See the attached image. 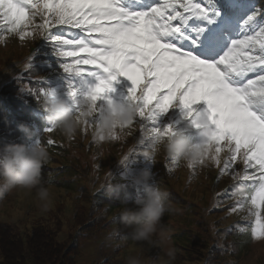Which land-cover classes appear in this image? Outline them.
Masks as SVG:
<instances>
[{"label":"snow or ice","instance_id":"snow-or-ice-1","mask_svg":"<svg viewBox=\"0 0 264 264\" xmlns=\"http://www.w3.org/2000/svg\"><path fill=\"white\" fill-rule=\"evenodd\" d=\"M37 15L36 27L68 77L70 99L85 97L102 114L98 102L111 104L123 77L131 83L126 101L136 105L141 130L149 126V142L173 132L162 124L173 109L184 119L206 115L208 159L236 182L231 211L247 210L252 239L264 240V9L254 0H0L4 31L21 41L35 35L27 29ZM201 103L204 112L195 108Z\"/></svg>","mask_w":264,"mask_h":264},{"label":"trees","instance_id":"trees-1","mask_svg":"<svg viewBox=\"0 0 264 264\" xmlns=\"http://www.w3.org/2000/svg\"><path fill=\"white\" fill-rule=\"evenodd\" d=\"M257 1V6L264 9V0ZM218 3L223 4L224 0H218ZM261 19L264 20V16ZM0 24L1 36L5 25ZM43 47L30 57L35 64L28 73L4 85L0 92V147L22 142L21 124L37 129L50 154L49 162L42 168L41 183L67 190L74 196L75 203L71 209L57 203L47 205L43 207V213L34 214L27 221L26 217L9 221L0 216V264H117L119 254L113 253L114 248L124 249L130 247V243H136L132 229L122 223L119 210L125 206L134 208L138 192L128 186L121 192L109 194V186L122 184L129 176L143 170H149L152 182L168 193L169 210L162 217L160 227L170 231L176 249L175 260L170 264H233L234 260L238 261L241 258L239 251L251 235L252 224L233 223L241 214V211H231L235 203L231 197L238 190L234 187L226 193L219 189V168L210 159L191 169L183 162L173 163L161 154L152 163L144 160L143 153L148 148L151 133L147 125L142 131L138 121L136 131L128 128L133 133L124 136L128 129L122 133L118 130L117 139L99 143L92 137L94 126L85 124L71 140L55 129L43 131L48 125L42 108L45 96L40 94L41 90L51 88L68 99L67 91H62V82L51 78L59 69H47L43 65L49 63L47 58L52 54ZM26 59L24 53L19 57V60ZM12 60L7 58L6 66L19 61ZM126 96L127 89L123 88L118 94L112 93L111 99L125 103ZM98 103L106 106L105 101ZM204 110L207 105L202 103L197 111ZM188 123L190 119H184L178 109L173 111L170 123L162 121L163 125H172L173 130ZM189 138L193 143L204 141L197 129L191 130ZM223 155L221 153V167ZM173 168H176L174 172ZM212 171L219 173L214 186L211 181L200 178ZM12 192L0 196V212L7 195ZM90 246L93 253L87 256ZM152 250L155 253L149 252L146 262L139 256L136 259L142 264L149 260L160 264L158 246H153Z\"/></svg>","mask_w":264,"mask_h":264},{"label":"clouds","instance_id":"clouds-1","mask_svg":"<svg viewBox=\"0 0 264 264\" xmlns=\"http://www.w3.org/2000/svg\"><path fill=\"white\" fill-rule=\"evenodd\" d=\"M42 108L45 123L58 130L68 140L75 136L86 121L98 119V124L92 129V137L98 143L108 141L113 139L118 130L122 133L130 128L137 118L134 103L112 102L104 107L102 114H98L95 105L87 98L64 99L56 90L44 97ZM207 123L206 115L196 114L185 127L173 130L167 136H151L148 148L143 153L144 160L152 163L163 152L168 158L186 165L193 167L200 165L208 159V150L204 146V141L193 143L189 135L192 129H197L200 135L206 138ZM19 131L22 134L21 143L0 147V196L12 190L36 189L37 199L43 207H47L50 192L48 188L40 185L42 168L50 159L48 147L40 139L37 129L21 124ZM152 179V173L143 170L139 174L129 176L122 184L109 186V194L121 192L128 186L137 189L136 206L121 208L120 219L132 229V238L135 242H146L149 245L162 247L168 261H163L161 257L160 264H170L175 260L176 249L171 246L170 231L160 227L161 219L169 210L170 202L167 191L153 183ZM128 264H142V262L130 258ZM147 264L153 262L149 260Z\"/></svg>","mask_w":264,"mask_h":264},{"label":"rangeland","instance_id":"rangeland-1","mask_svg":"<svg viewBox=\"0 0 264 264\" xmlns=\"http://www.w3.org/2000/svg\"><path fill=\"white\" fill-rule=\"evenodd\" d=\"M254 2L257 5L258 1L254 0ZM259 7L261 8V6ZM40 23H42L41 17L39 15L35 16L32 19L27 29V31L30 32L35 29V35L26 36V38L23 41L19 39V35L17 33H7L4 31V29L2 30L3 34L1 36L3 37V39H0V92L2 91L4 85L14 80H19L22 75L24 76L28 73L29 70L26 68V65L29 64V62L31 63V67L35 64V60H31L32 58L30 57L35 55L42 48V46H44L43 47L44 51H50V53H52L47 58V60H49V63H45L43 65H46L47 69H51V68L59 69L55 71V73L52 75L51 78L53 77L54 79L57 78L59 83L62 82L63 84L62 88L64 89L62 91L63 92L67 91L68 77L63 73L60 67L61 61L60 58L55 54L56 52L55 48L52 46V44L49 41H46L40 35V30L36 27ZM5 27L6 25L4 26V28ZM75 30L77 32L79 31L78 29ZM52 31H57V29H52ZM38 41L40 43L37 45L36 43ZM23 53L25 55V58L27 59L19 60V57ZM7 58L14 59L12 61L15 60H19V61L9 63L6 66L5 61ZM69 62H71V58H69ZM2 65H4L3 68ZM118 79L120 83L113 85V87L116 89L114 93L118 94L121 91V89L126 88L128 90L131 87V83L126 79H122L121 77ZM59 94L61 95V93ZM123 98L124 95L121 94L120 99L123 100ZM98 104H102V103H98ZM201 106L202 103L196 105L195 106L197 107L196 110H198ZM172 116H173V112L168 117L162 118V121L168 124L172 121ZM137 121L138 118H136L133 125L131 126V128L134 131L137 130L136 129V127L138 126ZM129 133H133V131L131 129H128L127 132L124 134V136H126ZM204 139L205 138L202 137L201 141ZM160 154L162 156L165 155L163 152H161ZM225 156L226 153H224L223 159H225ZM235 166L237 170L243 169V164L239 161L235 164ZM175 169L176 168H173L172 172H174ZM218 174L219 173L212 171L210 175H201L200 178L205 179L208 182L211 181L214 186L217 184ZM220 181L221 183H219L218 186L219 189L223 192L230 193V191H232V189L235 187L234 181L229 175L221 176ZM40 186L48 188L50 192V198L47 205H55V203H57V204L65 205V207L69 209H71L72 206L74 205L75 203L74 196L67 190L61 188H54V187L52 188V186L46 182H42ZM7 196L8 198L6 204L4 205L3 209L0 212L1 218H5V220L16 221L26 217L27 218L26 221H27L29 218L33 217L34 214L38 215L43 213V206L36 197V189L13 190V192ZM236 221H238L240 224L253 225V218L249 216L247 210L241 211L240 216L237 217L236 220L233 221V223ZM153 246L154 245H149L146 242L130 243V247L124 249L117 247L114 248L113 253L119 254L117 258L114 256L117 259V264H124V262H128L130 258L136 259L137 256H139L143 262H146L147 258L149 257L148 253L149 252L151 254L155 253L152 250ZM171 246L174 247L172 240H171ZM136 251H138L140 255L137 254ZM92 253H93V248L90 246L86 251V255L89 256ZM158 255L159 258L162 257L163 259H168V257L164 253V249L160 246H158ZM239 255L241 256V258H239L238 261L234 260L235 263L233 262V264H264V240L254 241L250 235L246 244L243 245L242 249L239 251Z\"/></svg>","mask_w":264,"mask_h":264}]
</instances>
